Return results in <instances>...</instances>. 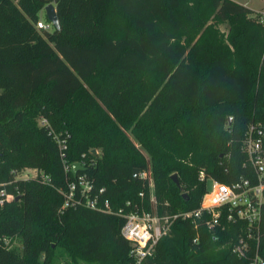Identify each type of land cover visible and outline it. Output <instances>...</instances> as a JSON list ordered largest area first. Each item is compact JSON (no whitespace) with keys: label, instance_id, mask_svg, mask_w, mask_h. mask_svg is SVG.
Here are the masks:
<instances>
[{"label":"trees","instance_id":"1","mask_svg":"<svg viewBox=\"0 0 264 264\" xmlns=\"http://www.w3.org/2000/svg\"><path fill=\"white\" fill-rule=\"evenodd\" d=\"M50 2L59 27L38 28ZM259 119L264 21L238 0H0V264H134L118 211L149 203L140 173L160 215L197 209L208 178L253 176ZM81 174L100 208L67 199ZM236 231L176 218L141 264H248Z\"/></svg>","mask_w":264,"mask_h":264},{"label":"built area","instance_id":"2","mask_svg":"<svg viewBox=\"0 0 264 264\" xmlns=\"http://www.w3.org/2000/svg\"><path fill=\"white\" fill-rule=\"evenodd\" d=\"M261 19L264 21V12L261 13ZM37 27L51 29L53 23L40 19L37 22ZM43 123L46 124L47 120L43 119ZM244 148L254 171L253 176L241 177L232 183L208 178L206 191L197 209L177 212L172 215H160L155 206V198L152 210L136 203L128 212L123 213V209L118 211L125 216L121 234L130 244V254L134 258V264H141L143 260L154 253L158 241L169 233L176 218H191L196 228L204 225L210 230L224 229L228 223L235 224L237 231L232 247L233 252L238 257L247 259L248 264H264V256L261 254L264 218V119H259L249 125ZM27 169L34 173L28 174L26 178L38 174L37 169ZM140 176L147 177L148 175L146 171H143ZM200 177L205 179L203 171H201ZM91 190L92 184L85 175L81 174L77 183L70 184L67 199L74 204L72 198L78 192L82 198H79L78 202H84L91 208H100L98 197L91 196ZM100 191L102 192V189ZM139 196L143 197L144 191H140ZM14 197V194H8L5 189H0V205ZM151 199L153 196L150 189ZM68 204L69 201L66 202V205ZM128 204L131 203L128 202ZM103 207L111 210L107 199L104 201ZM199 236L197 233L194 242L199 240Z\"/></svg>","mask_w":264,"mask_h":264},{"label":"rangeland","instance_id":"3","mask_svg":"<svg viewBox=\"0 0 264 264\" xmlns=\"http://www.w3.org/2000/svg\"><path fill=\"white\" fill-rule=\"evenodd\" d=\"M239 2H242L244 4H246L247 6H249L250 8H252L253 10L255 11H259V14L263 13L264 11L262 9H264V0H239ZM41 15L42 17L46 16V13L45 11L41 12ZM221 30L223 31H227V26L226 25H222L221 26ZM41 123V120L39 121ZM15 173V177H22V178H26V176L28 174H33L34 172L30 169H27V168H24V169H21V170H17V171H14ZM148 177L150 178V183H151V195L153 196V199H151L149 201L148 204H146V202L143 204V206H151V207H154V200L156 198L155 196V190H154V184L152 183V180H151V175L150 173L148 172L147 173ZM209 184V183H208ZM138 203V202H137ZM21 243L19 241L18 238H16L13 242H12V246H19L20 247ZM59 264H66L64 263L63 261H61V263Z\"/></svg>","mask_w":264,"mask_h":264},{"label":"water","instance_id":"4","mask_svg":"<svg viewBox=\"0 0 264 264\" xmlns=\"http://www.w3.org/2000/svg\"><path fill=\"white\" fill-rule=\"evenodd\" d=\"M45 13L47 16V19L53 23V25L58 28L59 27V20H58V14H57V9L56 6L53 2L48 3L45 6ZM84 169L83 165L81 163H74L72 166V172L76 176L78 170ZM140 173L139 168H135L133 171L134 179H138ZM172 179L175 181L176 184L179 185V179L177 175L174 173L172 176ZM186 193L183 194L184 197H186ZM16 199H19V196H16Z\"/></svg>","mask_w":264,"mask_h":264},{"label":"crops","instance_id":"5","mask_svg":"<svg viewBox=\"0 0 264 264\" xmlns=\"http://www.w3.org/2000/svg\"><path fill=\"white\" fill-rule=\"evenodd\" d=\"M239 1V0H238ZM242 3V2H241ZM244 4V3H243ZM244 5H246V4H244ZM249 7V6H248ZM263 11H264V9H262ZM257 12H259V11H257Z\"/></svg>","mask_w":264,"mask_h":264}]
</instances>
